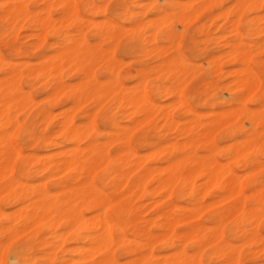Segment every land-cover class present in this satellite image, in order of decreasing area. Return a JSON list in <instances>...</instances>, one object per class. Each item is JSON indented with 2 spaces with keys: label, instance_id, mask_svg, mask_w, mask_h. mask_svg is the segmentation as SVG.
I'll list each match as a JSON object with an SVG mask.
<instances>
[{
  "label": "bare ground",
  "instance_id": "6f19581e",
  "mask_svg": "<svg viewBox=\"0 0 264 264\" xmlns=\"http://www.w3.org/2000/svg\"><path fill=\"white\" fill-rule=\"evenodd\" d=\"M112 1L0 3V43L17 59L3 61L0 55V117L5 120L0 199L13 208H0V243L20 237L17 229L37 226L24 244L19 242L23 251L45 231L52 240L43 237V246L67 234L87 243L65 249L80 256L74 262L51 253L41 264H121L115 256L121 248L135 256L122 264L146 256L148 264H202L203 256L207 264L260 258L264 263V0H117L111 7ZM131 6L144 10L131 11ZM112 14L128 19L130 27L115 23ZM185 37L190 51L197 38L214 44L215 52L197 49L199 56L206 55L210 76H201L203 62L192 64L180 53ZM25 38L30 41H19ZM124 56L133 57L137 67ZM222 61L229 64L226 70ZM73 77L76 84L67 82ZM36 89L50 107L37 114L45 124L56 122L52 133L67 145L59 152L60 144L47 133L35 137L29 154L11 140L19 123L16 111L35 103L31 92ZM183 93L205 110L194 109ZM84 105L78 121L68 115ZM106 106L120 115L114 122L108 117L114 128L110 142L117 144L113 157L94 127L85 124ZM54 108L61 110L54 113ZM177 110L185 115H175ZM25 130L32 136L31 128ZM96 176L111 195L96 187ZM144 208L153 213L144 215ZM110 216L146 242L131 247L121 231L116 238ZM15 258L18 264H36L21 253Z\"/></svg>",
  "mask_w": 264,
  "mask_h": 264
},
{
  "label": "rangeland",
  "instance_id": "374dc122",
  "mask_svg": "<svg viewBox=\"0 0 264 264\" xmlns=\"http://www.w3.org/2000/svg\"><path fill=\"white\" fill-rule=\"evenodd\" d=\"M3 1L5 0H0V3H2ZM115 1V2H113ZM110 4L111 7H115L116 6V3L118 2L117 0H113ZM146 1V2H145ZM150 0H141V3H148ZM163 1L162 0H159V4H162ZM229 5V3H225V7H227ZM133 8V9H132ZM81 9V8H80ZM144 10V9H139L137 7H130V10ZM82 10V9H81ZM131 10V11H132ZM110 13L113 11V8H110L108 10ZM215 13H218L219 10L218 9H215L214 11ZM82 13L84 15H87V13H85L84 11H82ZM114 15V14H112ZM114 15L113 16V21L115 23H117L118 25H121V26H124L125 28H127L128 26L130 27V22L128 21V19L126 18H123L122 16H116ZM119 18V19H118ZM98 20L101 19L100 17L97 18ZM128 21V22H127ZM242 25V24H240ZM242 29V30H241ZM217 31V29L213 27L210 28V33L212 32V34H214L215 32ZM239 31L244 35V29L242 26L239 27ZM90 33H88L87 35H89ZM189 34H193V32H189ZM231 34H228V36H230ZM49 37V38H48ZM46 39H47V42H50L52 39L49 35H46ZM200 39V38H199ZM199 39L197 38V42H198V45L197 47L193 48L191 51L187 49V39L186 37L183 38L181 41V44L179 46V50H180V53L182 54V56L184 58H187L192 64H197V63H200V62H203V67L205 68V70H203L201 73V76H210V69H211V66L209 64H207L205 62V56H199V52L197 51V49H206L209 53L211 52H215V47H214V44L212 42H209V43H204V42H199ZM20 42H23V43H27L28 41H30L29 38H25V39H20L19 40ZM184 44V45H183ZM103 47L105 48L106 47V44L103 45ZM0 48H2V50L0 49V55L3 59V61H13V62H16L17 59L14 55H12L11 53H9L8 49L6 48V46L2 45L0 43ZM184 48V50H183ZM5 50V51H3ZM183 50V51H181ZM3 51V52H2ZM194 51V52H193ZM193 52V53H191ZM8 53V54H6ZM187 53V54H186ZM196 54V55H195ZM6 55V56H5ZM10 55V56H9ZM185 55V56H184ZM117 56L119 57L118 53H117ZM198 56V57H197ZM200 58V59H199ZM6 59V60H5ZM30 61H33V62H37L38 60H36L35 57H29L28 58ZM126 62H129L130 63V67L131 68H134V67H137V63L135 62L134 63V58L133 57H130V56H124L123 58ZM197 60V61H196ZM2 62V61H1ZM0 62V71H1V67H2V63ZM223 63V64H222ZM134 65V66H133ZM220 65L222 66L223 70H226L228 67H229V64L226 63V62H221ZM195 68L198 70L199 67L198 66H195ZM124 70H127V67H124L123 69V72ZM206 72V73H205ZM98 74V72H97ZM152 77L155 76V73H151ZM0 77H1V73H0ZM222 82H225L226 79L225 77H222L220 79ZM67 82H69L70 84H76L78 82L77 78L76 77H73L72 79H67ZM25 83H21V88L24 92L28 91V88L26 85H24ZM83 90V94H86L87 93V89L84 90V88H82ZM35 93V94H34ZM150 94H152L153 98L155 100H157L159 103L163 104L165 101L163 100V98H158V96L156 94H153V92L149 91ZM186 93V92H184ZM183 93V97L186 101L189 102V104L196 110H198L199 112H203L205 109V107H203L202 105H194V103H192V101L189 99L188 100V95L187 94H184ZM31 94L33 95L34 97V100H35V103H32L30 105H27L25 108L21 109V110H18L16 111L17 112V115H16V118H17V121L19 122L16 126V128L14 130H12V142L13 144H15L17 146V148L21 149L23 151L24 154H29V153H33L34 150L32 149L33 148V145H34V139L35 137H41L43 134L47 133L49 136H52L53 138V141L55 142H58L60 145L58 147H56L55 149V152H59L61 151L62 149H64L67 145L66 143H64L61 139H59L54 133H52V131H54L56 129V122H53L50 123V124H45V122L42 120V118L37 114L38 113V110L40 108H47V109H50L48 103L46 101H44V97L45 95L43 94L42 95V92L39 90V89H36V90H32ZM157 96V97H156ZM158 98V99H157ZM163 100V101H161ZM38 101V102H36ZM191 101V102H190ZM86 105H84L82 108H79V109H75L74 112L71 110L68 115H71L76 118V121H78V118L82 116V109L85 107ZM91 105H88L87 107H89ZM200 107V108H199ZM203 107V108H201ZM30 108V109H29ZM36 108V109H35ZM107 106L104 108V109H101L100 111H97L96 113H94L92 116L90 117H87L85 119V124H90L94 127L95 129V133L97 135L98 140L99 142L104 145L105 149L108 150L109 152V156L110 157H113L116 152V148H117V144L116 143H111L110 142V132H113L114 131V128H112V121H119L120 120V115L119 113L116 111V109H106ZM106 109V111H105ZM201 109V110H200ZM34 110V111H33ZM59 110V108H54L52 109V111L54 113H57ZM103 110V111H102ZM78 111V112H77ZM73 112V113H72ZM21 113H22V116H21ZM118 113V114H117ZM13 114V113H12ZM101 114V115H100ZM100 115V116H99ZM106 115V116H105ZM175 115H180L181 117L184 116V112L183 110H177V112L175 113ZM31 117V118H30ZM108 117H111V120L108 118ZM34 118V119H33ZM184 118V117H183ZM15 119V118H14ZM55 119V118H54ZM99 119V120H98ZM186 119V118H184ZM184 119H181V121H183ZM28 120V121H27ZM90 121V122H89ZM108 121V122H107ZM3 123V124H2ZM4 123H5V120L2 119L0 117V126H4ZM99 123V124H98ZM107 123V124H105ZM24 124V125H23ZM44 125V126H43ZM101 125V127H100ZM22 126V127H21ZM35 126V128H34ZM10 125H6L5 128L7 129V131H9L11 128ZM49 127V128H48ZM105 127V129H104ZM26 128H31V132H32V136H27L26 135ZM51 128V129H50ZM21 129V130H20ZM18 130V132H17ZM50 130V131H49ZM39 131V132H38ZM44 131V133H43ZM17 134V135H16ZM101 135V137L99 136ZM18 138H17V137ZM16 137V138H15ZM147 140L149 142V140H151L153 138V132H149V135L147 136ZM103 138V139H102ZM26 141H25V140ZM20 141V142H19ZM22 141V143H21ZM102 141V142H101ZM217 142L219 144V146H222L223 144L220 143L217 139ZM106 143V144H105ZM107 143H109L110 145H108ZM114 148H112V147ZM25 147V148H24ZM24 148V149H23ZM29 149V150H28ZM139 149V148H138ZM143 148L139 149L138 152L139 153H142L144 150H142ZM111 150V151H110ZM141 151V152H140ZM46 151H41L39 152L38 151V154H44ZM101 169H98L97 173L98 172H101L99 171ZM15 175H17L15 173ZM22 178V177H21ZM22 181H24L22 179ZM95 185L97 188H99L101 191L107 193L108 195H111L110 191L107 189L106 186H102L101 183L99 182V178L96 176L95 177ZM35 181H29L28 180V183H34ZM99 183V185H98ZM49 185V186H48ZM47 186L48 188H52V185L50 183H47ZM105 187V188H104ZM148 195H146L145 197H143L142 199V202L144 204H146L147 202H149V200L146 198ZM173 200L174 201H177L179 202L180 204H185V201H180L179 199H177L176 197H173ZM2 204V205H1ZM0 208L6 212H9V211H12L13 208L11 207H8V206H5L2 202V198L0 199ZM153 213V209L152 208H144L143 209V214L144 215H147L149 216L150 214ZM90 214L87 213V216H89ZM110 219H112V216H110ZM8 223V224H7ZM112 223L114 225V228H113V231H114V235L115 237L117 238L118 236V233L123 232L124 233V243L129 245V246H136L137 243L141 242L142 244L146 242V240L143 238V239H140L136 234H133L131 233V230H128V229H124L122 228V226L118 223L117 220L115 219H112ZM4 226H7L10 225L9 222H4L3 223ZM21 229V228H20ZM20 229H17V234H21L20 237L19 235L18 236H15L13 235L9 240H6V239H1V243H0V249L3 247V243H4V247L1 249L0 251V255L2 256V264H18V261H17V258H15V254L16 253H21V255H25L27 257H30V258H33L36 262V264H41L43 263V259L45 257V255H49L51 253H55L56 256L58 257V260H60V257H64V258H72L73 262L75 260H78L80 258V256L75 253V252H68L66 251L65 249H67L68 245L69 247H74V246H80V247H84V246H87V243L86 241L85 242H75V238H73L74 234H67V235H64L63 238H61L58 243H55V244H49V245H46V246H43L40 241L43 237H49V240L51 241L52 238L50 237V234L49 232L45 231L43 233L40 234L39 238L32 242V243H29V250L28 251H23V249L25 248V246L23 245L27 239H28V235L34 231L37 230V226H33V227H30V228H22V230ZM24 229H27V230H24ZM21 231V232H20ZM62 231V230H61ZM60 231V232H61ZM59 232V233H60ZM127 232V233H126ZM157 229L156 228H152V233L155 234L157 233ZM130 233V234H129ZM27 234V235H26ZM24 236V238H23ZM26 236V237H25ZM69 236V237H68ZM225 236L228 237V233L225 232ZM21 238H23L21 240ZM66 238V239H65ZM69 238V239H68ZM135 238V239H134ZM20 239V240H19ZM74 240V242H73ZM6 241V243H5ZM9 241V242H8ZM14 241V242H13ZM16 241V242H15ZM62 241V242H61ZM23 243L21 244L22 246H20V243ZM61 242V243H60ZM232 243H236V242H233L231 241ZM18 243V244H17ZM60 243V245L58 246V244ZM134 243V244H133ZM11 245V246H10ZM16 245V246H15ZM8 246V247H7ZM58 246V247H56ZM10 247V248H9ZM14 247H15V251L14 250ZM7 248V249H6ZM13 248V249H12ZM9 249V250H8ZM38 249V250H37ZM7 250V251H6ZM18 250V251H17ZM156 250V249H155ZM189 249H187L188 251ZM11 251V252H10ZM6 252V253H5ZM173 252V251H171ZM170 252V253H171ZM190 252V251H188ZM156 253V251H155ZM5 254V255H4ZM77 256V257H76ZM118 262H120L121 264L124 263V262H129L133 260V258L135 256H127L125 254V249L121 248L120 250H117L116 251V254H115ZM126 257V258H125ZM205 256H203L202 258V261L201 263L202 264H207V260L206 257L204 258ZM78 258V259H76ZM5 259V260H4ZM121 259V260H120ZM143 261H141L140 259V262L137 261L136 263L133 262V264H148L150 258L149 257H145V258H142ZM205 260V261H204ZM148 261V262H147ZM139 262V263H138ZM205 262V263H204ZM264 264L262 262V259H256V260H253V261H250V260H245V259H242L241 261V264ZM68 264H74V263H68Z\"/></svg>",
  "mask_w": 264,
  "mask_h": 264
}]
</instances>
